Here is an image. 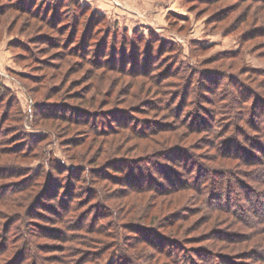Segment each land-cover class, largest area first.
Wrapping results in <instances>:
<instances>
[{
	"label": "rangeland",
	"instance_id": "rangeland-1",
	"mask_svg": "<svg viewBox=\"0 0 264 264\" xmlns=\"http://www.w3.org/2000/svg\"><path fill=\"white\" fill-rule=\"evenodd\" d=\"M20 2H25L27 7L22 8ZM30 5L36 9L29 10ZM101 45L106 47L104 54L99 53ZM122 53H127V60H122ZM114 55L118 64L125 61L129 65L128 71L109 66ZM98 56L105 59V66L94 62ZM130 60L140 61L134 64V71L139 70L137 73L131 72ZM148 62L152 63L149 67L153 71L149 76L141 75ZM190 67L194 71L192 88L187 89L190 94L196 91L201 97L214 99L222 91V85L217 88L215 83L218 79L228 81V73L246 81L254 91L264 92V4L252 0H0V173H15L0 178V191L16 189L21 179H29L40 173L41 168L42 172L45 169L59 183L54 185L59 191L58 198L45 200L52 207L57 206L55 201L65 196L68 183H73V203L77 206L74 214L66 216H82L87 223L85 229H71L63 218L62 221L44 218H52L54 214L40 206L32 210L33 214H27L28 191H16L10 193L11 197H0V245L8 240L16 247L23 240L28 241L30 254L36 258L32 262L27 260L26 264H33L35 260L38 263V258L41 264H75V261L77 264H101V261L103 264H215L223 262L221 257L225 255L248 264H264L257 259L264 250L252 238V234L264 236V221L259 224L263 229L254 233L247 220L208 207L206 196L202 194L200 200L196 188L158 192L163 186L175 188L180 184L174 180V184L169 182L177 175L171 170L168 173V167L181 172L182 181L208 177L205 189L211 192L212 185L225 182L221 176L223 170L237 165L236 160L214 156L219 149L209 146L211 135L206 129L191 130L189 125L200 127V116L207 119L206 123L211 120L207 117L208 111L201 110L200 105L191 109L189 104L179 109L183 97L177 77L163 80L162 85L167 83V86L162 89L167 93H157L156 82L161 73L167 75L170 69L181 70L180 75H186L185 70L190 71ZM248 69L251 70L247 72ZM220 70L228 73L224 75ZM255 70H262L263 74L255 75ZM207 87H213L216 93L205 92ZM235 89L228 85L221 93ZM170 98L175 100L169 102ZM167 103L172 104L166 107ZM42 106L78 114L87 120L78 123L41 117ZM203 107L213 111L216 105L207 103ZM258 119L260 116L255 117ZM239 123L248 126L246 118L243 121L241 118ZM214 124L217 127L219 121ZM142 129L147 134L137 135L136 130ZM233 131L236 132L235 127ZM37 135H40L38 140L34 139ZM257 140L253 137L249 141L238 135V141L229 143L228 147L244 156L236 150L244 145L262 157L263 149L258 142L263 144L264 137ZM223 146L226 145L220 148ZM176 147L183 149V157L172 155ZM193 158L211 166L213 173L198 176L199 167L193 166ZM120 159L119 165H126L123 172L136 175L130 180L134 178L136 184L150 186L151 190L134 191L125 181L111 178L95 179L92 183L69 175L76 168L74 171L90 178L91 172L80 170V165L108 169L110 163ZM160 164L167 165L162 174L158 169ZM54 165L62 170L57 167L54 170ZM189 167L195 171L189 173ZM2 169L9 170L1 172ZM243 177L251 182L247 175ZM45 179L46 175L38 179L36 176L37 190L42 188ZM233 185L236 190L240 187L235 182ZM253 185L256 190L264 189L262 182H253ZM95 186L103 193L104 200L90 197L94 190L91 187ZM247 193L256 196L254 192ZM22 194L24 202L11 203ZM100 203L113 206L111 216L101 215L108 209ZM253 208L264 211L259 202ZM13 214L19 217L7 226ZM119 223L122 227L117 230ZM92 226L97 230L89 231ZM101 227L104 229L99 232ZM64 229L68 230L66 235L75 237L64 240L55 234ZM143 229H155L162 239L166 236L169 244L166 249L177 250L182 256L174 259L140 242ZM19 231L21 235L16 238ZM143 232L151 238L155 236L154 232ZM4 233L8 235L6 238ZM88 236L91 242H84ZM79 238L84 241L77 245ZM117 243L123 244L127 252ZM64 246V249L72 246L76 252L64 253ZM208 250L220 255L209 260ZM99 251H102L101 259L89 258L91 253Z\"/></svg>",
	"mask_w": 264,
	"mask_h": 264
},
{
	"label": "trees",
	"instance_id": "trees-1",
	"mask_svg": "<svg viewBox=\"0 0 264 264\" xmlns=\"http://www.w3.org/2000/svg\"><path fill=\"white\" fill-rule=\"evenodd\" d=\"M201 1H211V0H201ZM212 1H216V0H212ZM252 1H258L261 4H264V0H252ZM22 2V1H21ZM21 2L19 3L20 6H22V8H26L27 4L24 2L21 4ZM26 6V7H25ZM39 10L41 9L38 6ZM37 8V10H38ZM36 8H34L33 6L30 5L29 10H35ZM36 14H38V11L35 12ZM102 49H99V53L104 54L106 47H104L105 45H101ZM83 50H87L86 48H84ZM127 53H122V60H127ZM131 61V60H130ZM128 62L130 64V66H132L133 64V71H131L132 73H137L139 70L134 71V64L138 65L140 63V61H131ZM96 64H102L103 66H105V59H101L100 56L97 57V59L94 61ZM150 62V61H149ZM148 62V64H149ZM113 69H117L121 70L122 72H126L129 70L130 67H128L129 65L126 64L125 61L121 62L120 64H118L117 61V57L116 55H114L113 59H112V63H110ZM135 65V66H136ZM150 65H152V63H150L149 65H146L145 69L141 72V75H150L151 72L153 71V69L151 67H149ZM190 71L189 68H187L185 70L186 75H180L181 70H177V71H172V70H168L167 71V75L166 73H161L158 76V81L156 82L158 85V89H157V93L158 94H162V93H167L166 91H163L162 87H166L167 83H164V85H162L163 80H167L170 76H175L177 77V79L179 80V86H180V91L182 92V102L179 105V109L182 108L184 109L185 106L192 104V108L194 109L195 106L200 105L201 110L204 109L205 111H208L207 117L210 118V123H206L207 119L203 118V116H200L198 122H200V127H191L189 125V127L191 128L192 131H197V130H207V132L211 135L210 139L211 141H209V146L213 147L215 149H219V151H216L217 155L214 156H223V158H229V159H233L237 161V165H233L227 169L223 170V173L221 176L224 177L225 182H220L217 185H212V188L214 189V191L208 192L206 188V186H208L206 184V182L208 181V177L202 178L201 176L195 180H187L185 179L184 181H182V179L180 178V176L182 175L181 172L175 171L173 168L168 167L167 170L168 173L171 172L174 175H177L175 178L172 177V181L169 180L170 183L174 184V182H180V184L178 186H176L175 188H171V187H162L160 188L161 191L158 190H154V191H158V192H173L175 190H179V189H193L196 188L197 191H199V196H200V200L202 199V194L204 196H206L205 198V203L206 205L209 207H211L212 209H222L223 211L228 212L229 214H236L238 215L241 219L243 220H247V223L249 224V226L252 227V229L254 230H258L261 231V229H263L262 227L259 226V224L261 223V221H264V211L260 212L258 210H256V208H253V205L256 202H259L261 205L264 206V189L261 190H256V186L253 185V182H259V184L262 182L264 184V156L262 157H258V155H256L253 151L249 150L248 148H246L244 145L239 146L238 149L236 150H240L241 153L243 152L245 155L241 156L242 154L238 153V152H234L232 151L229 147L228 144L234 141H238V135H242V137H245L246 140L251 141L253 139V137H255V139L259 140V138H263L264 137V92L263 91H254V89L249 86V84L242 80V79H237L235 77H233L232 73H228L225 70H220L221 73H223L224 75H226L229 77L228 81H223V79H218L216 84V87H220L221 85V90L223 91L224 89L228 88L229 86H234V88H237L234 90V92H229V93H221L222 91H220V93H216V91H214L213 87H207L205 92H209L210 94H215V98L214 99H206V97L204 96H200L198 94V92H194L193 94H190L188 92L189 89L192 88L193 85V80H192V75L194 73L193 68L190 67ZM131 70V69H130ZM218 70V69H216ZM248 69L247 72H249ZM213 72H216L215 70H212ZM251 72V71H250ZM255 75H259V74H263L262 70H255L253 71ZM179 73V74H178ZM139 74V73H138ZM180 75V76H179ZM152 78L156 77L154 75L151 76ZM234 80H236L237 82L239 81L241 83V85L239 86V84L237 82H235ZM212 83V82H211ZM161 86V87H160ZM244 86V87H243ZM243 90L244 92L242 93L241 90ZM188 89V90H187ZM200 89H202V87H200ZM238 92V93H236ZM176 95V92H174ZM173 93V94H174ZM162 96V95H161ZM191 96V97H190ZM163 98V96H162ZM176 98V97H175ZM175 98H170L168 101L169 102H173L175 100ZM223 103H221V101ZM251 102L250 104L247 102ZM193 102V103H192ZM216 102H218V105L216 104ZM210 103L212 105H216V108L213 109V111H209L208 109H206L205 104ZM172 104V103H171ZM171 104L166 105V107H169ZM251 105V107L249 109H247L249 106ZM261 110L259 111V106H261ZM40 111L39 114L41 117H48V118H61V119H66V120H71L74 122H78V123H83L82 121L87 120V118H83V117H79L78 114L73 115V114H67L64 110V112L59 111L57 109H45L46 107H40ZM171 112H173L174 109L170 108ZM35 112L37 113V108L35 110ZM7 114V113H6ZM239 114V115H238ZM220 116V117H219ZM238 117L237 121L234 122L233 120L235 119V117ZM251 116V118H250ZM260 116V120H255V117H259ZM242 118V121L246 118L248 120V126L243 125L242 123H239V120ZM244 118V119H243ZM39 119V118H38ZM227 119V121H226ZM236 120V119H235ZM214 121H219V124L217 127H215ZM212 122V123H211ZM240 124H242L240 126ZM247 124V123H246ZM124 125V124H122ZM205 126V127H204ZM124 127V126H123ZM233 127L236 128V132L233 131ZM252 130V132H251ZM144 129H142L141 131L136 130L137 135H144L147 134L146 131L143 132ZM235 133V134H234ZM40 138V135H37L36 138L37 139ZM219 139V141H217ZM258 140L256 142H258ZM224 141V142H223ZM245 141V140H244ZM2 141H0L1 143ZM225 144L226 146H223V149L225 148V150L221 149L220 146H222L223 144ZM220 144V145H219ZM246 144V143H245ZM253 144V143H252ZM258 144L261 145L260 149H263V154H264V143L262 144L261 141L258 142ZM162 152V151H161ZM163 153V152H162ZM166 154V152L164 153ZM177 154H182V157L184 156V151L183 149H181V147H176L174 148V151L172 152V155H177ZM175 158V156H174ZM194 160V158H193ZM122 160H118V164L117 162L114 163H110L107 168L108 169H100L101 167H91L88 164H82L80 165V170L82 171H89L91 172V176L90 178H88L87 176L84 177L82 173H78L77 171H74L75 169H71L69 171V175L70 176H76L77 178L80 176V178H84L87 181H90L93 183V181H95V179H102V178H111L112 180H117V181H125L126 184H130L131 187L130 189L134 190V191H146V190H151L150 186L147 185H139L136 184L138 182H136V179L133 178V181L130 180V177H134L136 175L132 174L130 171L129 172H123L126 170V165H119V162H121ZM53 165V163L50 164V166ZM198 165L199 170H198V176L203 174L204 172L206 173L205 175L209 174V173H213L211 166L209 165H203L202 163H199L198 161L193 162V166ZM76 166V165H74ZM167 166V165H166ZM166 166L164 164H160V168H158L159 170H161V174L164 173V170L166 169ZM57 165H54V170H56ZM132 167H136L135 165H133ZM244 167L250 168V169H243ZM13 169L12 167H8ZM20 169V167H14V169ZM61 168V167H60ZM57 167V169H60ZM10 169V170H11ZM112 169V171L110 170ZM9 169H2L1 172L7 171ZM62 170V169H60ZM109 170L112 172H109ZM190 172L189 173H193L194 167H189ZM45 172V169L43 170ZM21 172L20 170H18V173ZM42 172V168L40 173H38L37 175H34L33 177H28L29 179H21L22 181L18 184H16V189H11L9 192H1L0 191V197L2 195L6 196V197H11L14 192L18 191V193H22L25 191H28L27 195H26V199L25 200H29L27 205L25 206L26 210H29V212L27 214H33L32 210L34 208H47L50 209V211L54 214L53 217H44L46 219H55L57 221L61 220H66V222L68 221V226L72 228H77V229H85L87 226V223L83 222L84 217L82 216H76L73 215V217H68L66 215L68 214H74L73 213V209L75 206H77L76 204L73 203V197H74V188L71 189V186L73 183H68L69 188H67L66 192L67 193L65 196H62L59 198L58 202L56 205L57 206H51L46 200L45 198H49V199H57L58 198V194L56 189H54V185L56 184L57 186L59 185L58 181L55 180L54 178L51 177V175H47L49 172ZM170 172V173H171ZM221 172V171H220ZM241 172H244L241 176ZM118 173H122L121 175ZM15 173H0V175H4V176H0L1 177H5V176H10L13 175ZM183 174L185 175V173L183 172ZM245 175H247L250 179L251 182H249L248 179H245V177H243ZM41 175H46V179L43 183V186L41 189L37 190V184L38 181L36 180V176L37 179L39 176ZM149 177L152 178V175L149 174ZM166 178H168V176H166ZM174 180V182H173ZM233 182L236 183V185H239V189L236 190V187H234ZM125 184V183H124ZM138 185V186H136ZM211 184H209L210 186ZM94 188L92 195H90L91 198L97 196L99 199L101 198L102 200H104V196L102 195L103 193L101 192V190L98 187H91ZM217 189V190H216ZM236 190V192H235ZM254 192L256 193V196L253 197L252 195H248L247 192ZM216 191V192H215ZM233 192L236 193V195H233ZM24 194V193H23ZM21 195V196H17L19 197V200L16 198L12 199V204H20L22 202H24L25 200H21L22 197H24L25 195ZM42 196V197H41ZM41 197V198H40ZM217 198V199H215ZM260 200V201H259ZM31 202V203H30ZM31 205V206H30ZM248 205H250V208L248 209ZM12 206V205H10ZM34 206V207H33ZM40 206V207H39ZM101 207H104L105 209L107 208V211H103L101 212L102 216H111V209H113L111 205H103L102 203H100ZM21 207V206H20ZM58 208V209H57ZM37 209V210H38ZM110 212V213H109ZM37 211H34V214H37ZM21 216V215H20ZM9 220L7 221V226H11L12 223L15 221H17L19 214H13L9 216ZM61 220V221H62ZM80 221H82L83 223H81ZM140 221V220H138ZM65 222V221H64ZM128 223H132L131 221H129ZM139 224V223H136ZM86 226V227H85ZM84 227V228H83ZM122 227V224L119 223L118 227L116 228L117 230L120 229ZM135 228V227H134ZM137 228L138 225H137ZM89 231L90 230H97L95 228V226L89 227L88 228ZM104 229V227H101L98 229L99 232H102V230ZM87 230V229H86ZM153 230L155 229H143L142 232L140 233V235H142V238L140 240V242H143L145 244L150 245V247H152V249L157 252V253H165V254H169L171 257L173 256L174 259H176V257L179 255L178 252L176 250V252H173L172 250L169 251L168 249H166V247L169 246V244H167V239L166 236L163 237V239L161 238L162 235H160V233H156ZM12 231V230H11ZM143 231H147V232H154L155 236L153 238H151V235H147L145 232ZM22 231H19L17 233L18 236H16V238L19 237V235H21ZM34 235H37L38 233H35L34 229L32 230ZM68 232V230L65 231L64 230H60V231H56L55 234H57L58 236L61 235L63 236L64 240H71L72 238H74L75 236H68L66 235ZM16 234V232H14ZM79 233L83 234V231H79ZM1 234V233H0ZM5 234V233H4ZM165 234V233H163ZM258 234V233H256ZM119 235H121V233H119ZM1 236V235H0ZM6 236H8L7 234L3 235L4 238H6ZM137 235H134L135 238ZM252 238L256 239L257 245L262 246V249L264 250V236L262 238H259V235H255L252 234ZM60 238V237H59ZM161 238V239H160ZM251 238V239H252ZM8 240L4 241L3 245H0V264H26V262H28L27 260L32 262V259H35L36 257L34 255H31L30 252L31 251V247L30 244H28V241H24L22 242V244H19L16 247H12L11 244L7 242ZM84 239L79 238L78 240H76V244L80 245L83 244ZM84 242H91L89 236L87 238L86 241ZM85 244V243H84ZM119 244V245H118ZM166 244V246H165ZM116 245H118L123 251H126L124 248V245L121 243H117ZM154 245H157V247L155 248ZM115 245H113L114 247ZM23 247V248H22ZM22 248V251L20 252L19 250ZM66 248L65 246L63 247L62 250H64V253L66 250H69V252H73L75 251V248L70 246L68 247V249H64ZM184 248V247H183ZM186 248V247H185ZM262 249H260L261 251H263ZM14 251L12 253V251ZM207 250V249H206ZM205 250V251H206ZM209 251V250H208ZM63 252V251H61ZM76 252V251H75ZM127 252V251H126ZM210 255H208L207 258H209V260H214L215 256L218 257V255L220 254H216L214 251H209ZM123 253V252H122ZM215 253V254H214ZM62 254V253H61ZM126 254V253H125ZM142 254H145L144 252ZM260 254V253H259ZM68 255V254H66ZM102 255V251H99L97 253H91L89 258H92V260H98L101 259ZM132 255V254H131ZM175 255V256H174ZM182 255H179V257H181ZM63 257V254H62ZM126 258H129L130 260L134 259V256L128 257L127 255L124 256ZM221 257V256H220ZM65 262L66 258L63 257L62 258ZM217 259V258H216ZM252 259V256L251 258ZM258 260H261L262 263H264V254H260L258 255ZM19 260V261H18ZM128 260V262L130 261ZM208 260V261H209ZM221 260H223V262L220 261H216L215 264H248L245 261H238V259H234V257H229L228 255H225L223 257H221ZM243 260V259H242ZM35 263L33 264H41L39 263V258H38V263L37 261H33ZM68 262H72V261H68ZM74 263V262H72ZM70 263V264H72ZM78 261H75V264H77ZM111 263V262H110ZM109 263V264H110ZM66 264H68L66 262ZM101 264H103V262L101 261Z\"/></svg>",
	"mask_w": 264,
	"mask_h": 264
}]
</instances>
